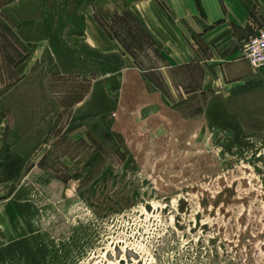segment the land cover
<instances>
[{
  "label": "rangeland",
  "instance_id": "obj_1",
  "mask_svg": "<svg viewBox=\"0 0 264 264\" xmlns=\"http://www.w3.org/2000/svg\"><path fill=\"white\" fill-rule=\"evenodd\" d=\"M97 1L83 10L138 71L72 111L102 58L55 42L63 75L38 64L23 81L16 28L62 26L83 0H0V264H264V107L191 94L183 74L170 102L149 98V40L127 13L100 19Z\"/></svg>",
  "mask_w": 264,
  "mask_h": 264
},
{
  "label": "crops",
  "instance_id": "obj_2",
  "mask_svg": "<svg viewBox=\"0 0 264 264\" xmlns=\"http://www.w3.org/2000/svg\"><path fill=\"white\" fill-rule=\"evenodd\" d=\"M84 2L78 6L70 3L69 18L62 26L46 24V29L39 32L36 20L28 19L16 28L18 46L27 50L16 68L23 81L38 64H45L53 75H63L61 62L53 56L55 42L64 52L69 51L75 62L89 63V53L102 58L101 69L98 64V73L92 74L91 89L72 111L85 106L94 94L95 84L104 85L105 96L107 82L119 81L123 90L127 74L138 71L134 57L108 35L94 13L83 10ZM96 11L104 20L116 14H129L149 40L158 59L150 61L149 70L139 77L141 86L149 87V98L159 92L170 102L169 96L175 97L177 89H182L176 83L183 74L187 83H193L191 94L214 95L223 98L227 105L243 107L255 98L257 105L264 107V68L254 71L241 58L243 45L264 27V0H98ZM106 58L115 61L106 63ZM110 63H114L113 72L106 73ZM81 74L86 80L92 76L90 72ZM121 90L117 91L119 96ZM100 118L95 116L93 122Z\"/></svg>",
  "mask_w": 264,
  "mask_h": 264
},
{
  "label": "built area",
  "instance_id": "obj_3",
  "mask_svg": "<svg viewBox=\"0 0 264 264\" xmlns=\"http://www.w3.org/2000/svg\"><path fill=\"white\" fill-rule=\"evenodd\" d=\"M241 58L254 71L264 68V27L259 29L243 45Z\"/></svg>",
  "mask_w": 264,
  "mask_h": 264
},
{
  "label": "flooded vegetation",
  "instance_id": "obj_4",
  "mask_svg": "<svg viewBox=\"0 0 264 264\" xmlns=\"http://www.w3.org/2000/svg\"><path fill=\"white\" fill-rule=\"evenodd\" d=\"M154 108L152 107V108H150L149 109V107L148 108H146V109H144V111H143V116H144V114H145V112H150L151 110H153ZM153 111H155V110H153Z\"/></svg>",
  "mask_w": 264,
  "mask_h": 264
}]
</instances>
